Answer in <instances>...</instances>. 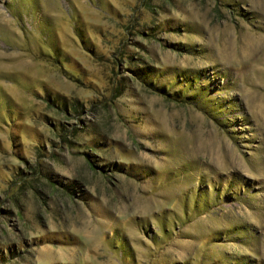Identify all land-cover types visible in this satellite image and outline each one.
Masks as SVG:
<instances>
[{
	"label": "rangeland",
	"instance_id": "rangeland-1",
	"mask_svg": "<svg viewBox=\"0 0 264 264\" xmlns=\"http://www.w3.org/2000/svg\"><path fill=\"white\" fill-rule=\"evenodd\" d=\"M0 264H264V0H0Z\"/></svg>",
	"mask_w": 264,
	"mask_h": 264
}]
</instances>
